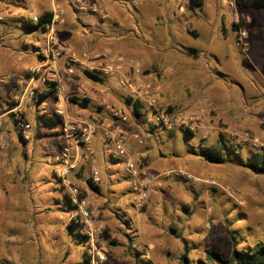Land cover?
I'll return each instance as SVG.
<instances>
[{
  "label": "rangeland",
  "instance_id": "rangeland-1",
  "mask_svg": "<svg viewBox=\"0 0 264 264\" xmlns=\"http://www.w3.org/2000/svg\"><path fill=\"white\" fill-rule=\"evenodd\" d=\"M105 1L112 8L110 12L107 10L106 19L79 12L72 0H0V264L85 263L88 243L76 235L78 227L72 221L67 193L55 175L56 157L65 142L61 121L56 116V100L54 97L40 100L37 94L32 103L23 107L33 128L29 141L20 137L14 115H6L16 105L13 97L21 90L20 81L25 86L24 81L30 80L29 69L43 62L39 53L45 48L48 33L29 30L26 20L46 11L66 12L65 24L57 27L54 35L64 50L70 49L69 56L83 62L84 46L85 52L98 50L109 56L105 61L108 64L134 59L143 65V73L138 78L156 87L158 95L162 91L161 83L170 86L166 95L174 102L162 107L174 122L172 130L156 124L153 113L144 107L140 116L134 115L133 110L127 114L126 108H121L130 124L132 121L138 126L141 123L140 137L144 144L140 145L144 153L151 151L149 168L154 172H145L147 163L140 159V168L145 170L142 178L148 175L154 178L143 208L137 205L124 162L109 160L114 151L109 144L101 150L105 149L109 156L103 157V161L117 171L115 175L107 174V167H101L98 162L102 174L99 193L93 191L90 199L86 196L90 156L73 175V184L98 211L93 222L100 233L97 253L104 258V264H180L185 254L189 264H213L206 259L208 250L228 258L235 247L247 249L264 243V175L244 166L252 153L263 152L264 147L242 144L231 135L237 130L248 131L264 141V107H256L250 101L254 93L264 96V67L260 61L245 60L250 48L255 54L264 39L260 42L253 39L248 50H242L238 46V33L246 22L241 18L236 23L232 17L233 26L230 24L229 28L236 30V40L232 31L222 38L220 30L209 38L197 40L200 37L197 26L208 27L211 23L215 30L222 27V17L228 25L234 12L228 8L231 0H199L205 3L206 13L200 18V8L194 11L189 8L191 0ZM91 17L105 21L86 26L90 34L74 32V28H82L84 19L91 20ZM72 21L78 25L73 31L67 27ZM212 40L221 44V56L206 52L197 59L187 55L191 46L212 50ZM156 57L161 58L160 65L155 62ZM205 61L212 75L208 79L213 80L207 86L208 91L220 90L218 106L225 107L241 121H224L219 126L210 120L216 110L212 105L205 107L197 103L185 107L180 101L186 91L183 76L175 72L168 75L167 69H183L190 64L199 66ZM70 64L63 58L56 69L64 70ZM73 68L80 77L79 84L83 80V87L88 90L87 97L77 94L79 85L67 91V97H78L85 107L90 106L93 95L86 86L89 78L79 65ZM126 71V76L133 78L132 71ZM119 80L120 77L115 76L105 82L115 85ZM196 86V94H200L202 89L199 84ZM100 95L104 94L100 92ZM102 99L97 96L95 101L99 108L106 109L107 106L99 105ZM255 99V104L260 102L257 96ZM109 100L110 97L108 106L112 104ZM111 106L120 108L118 104ZM178 110L180 113L175 116ZM194 115L199 117L197 126L182 124L184 119ZM224 118L232 121L230 116ZM189 127L193 136L187 133ZM150 128L154 129L152 134ZM176 129L179 131L170 137L167 132ZM220 134L225 135L235 152L226 155L224 164L211 163L200 155V150L217 142ZM172 159H175L174 164H170Z\"/></svg>",
  "mask_w": 264,
  "mask_h": 264
},
{
  "label": "built area",
  "instance_id": "built-area-1",
  "mask_svg": "<svg viewBox=\"0 0 264 264\" xmlns=\"http://www.w3.org/2000/svg\"><path fill=\"white\" fill-rule=\"evenodd\" d=\"M59 0H53L57 2ZM74 6L79 12L90 13L91 15L101 16V18L106 19L108 17L107 9L100 7L96 3H90L89 0H72ZM228 8L234 10V20L239 23L241 20L240 13L238 12L237 4L235 2H230ZM66 12L64 10L55 11L53 13V19L50 25L47 26V42L45 45L47 62L55 54L58 59L72 63L70 66H66L64 71L68 79H77V75L73 68V65H79L82 72H90L97 75L103 80L109 81L115 76H119L120 80L116 85L126 91L128 98L132 99L134 102L140 101L146 111L152 112L154 115L155 123L165 129L172 130L174 126L173 120L168 115L167 111L162 109L158 104V89L148 85L145 81L138 78L143 73V65L134 59L123 60L118 64H108L107 55H96L94 61L80 62L76 57L69 56L70 49L68 51L64 50L55 38V31L58 26H62L66 22L65 18ZM40 16H33L32 22L39 23ZM249 21V17L244 18ZM238 46L244 50H248V43L246 41V33L240 32L238 37ZM65 55V57H62ZM70 58V59H68ZM45 64V63H44ZM41 65L38 67H31L29 69L30 82L32 85H27V88L21 95L16 98V105L11 109V111L6 112L8 115L12 113L14 115V120L17 123V128L19 135L25 141L31 139L32 126L30 122L26 119L23 107L27 103H32L37 96L44 91L41 89H52L55 88L57 91V99L62 101L61 97H66V88L64 87L63 78L57 71V67L52 69L47 67V65ZM132 71L133 78H128L126 76V70ZM88 90L85 87L77 89V94L81 93L83 98L87 97ZM103 93V91H101ZM104 94V93H103ZM63 97V98H64ZM71 98V97H69ZM108 96L105 94L103 99L100 101V106H107L108 112L113 117V119L118 120V122L123 125L129 123V117L120 109H115L108 106ZM56 115L61 118L62 124V134L64 135V144L60 150L59 155L56 157V162L58 166L55 169V175L59 181L62 188L66 191L69 198V202L72 208V221L75 224L82 225V231L88 236L89 249L88 254L90 256V264H104V258L97 252V243L99 240V231L96 229L94 224V218L98 216V211L90 205L89 199L83 195L81 189L73 184V175H75L85 162V157L89 155L91 157V163L89 167V180L95 186H100L102 184V174L101 168L99 166L98 160L94 157V145L93 140L96 131L103 127L104 139L106 145H110L113 148L111 157L113 160H122L125 165V173L128 176L133 192L135 194V200L138 207L141 209L144 207L148 197L149 192L152 187V181L154 180L152 175L146 176L143 179V171L140 166L129 156V150L127 148L129 142L128 133L122 126H116L112 128L111 126H104V122H99L98 118L82 119L78 117L77 119H70L65 117V110L62 105H58L56 109ZM199 119L197 115L190 116L189 119H184L182 124L189 123L190 127L192 124L197 126L196 122ZM193 125V126H194ZM190 127L188 128L189 130ZM192 131V130H191ZM231 135L245 145H251L253 147H258L262 145L264 147V141L259 137H253L248 131H233ZM134 138L139 144H144V140L135 134ZM263 142V143H261ZM264 151V149H263ZM145 174V173H144Z\"/></svg>",
  "mask_w": 264,
  "mask_h": 264
},
{
  "label": "crops",
  "instance_id": "crops-1",
  "mask_svg": "<svg viewBox=\"0 0 264 264\" xmlns=\"http://www.w3.org/2000/svg\"><path fill=\"white\" fill-rule=\"evenodd\" d=\"M102 1V0H101ZM100 0H97V3L100 7H102V5H105L107 7V10L110 12L112 11V8H111V4L107 1H102L101 2ZM257 0H231L230 2H235L238 6V12L240 11V9L242 10V12H244L241 16V18L244 20V17L245 15H247L246 17H249V21H247L245 19V24L244 26L241 28V30L239 31L238 33V36L240 35V32H245L246 33V41L248 43V45L250 46L253 39L254 40H257V41H262L264 38V26H263V19H264V9H261V10H257L255 9L254 5L256 3ZM90 3H96L95 0H89ZM107 2V3H106ZM111 2V0H110ZM96 3V4H97ZM102 4V5H101ZM105 7V8H106ZM201 9V15H199L198 17H203L205 16V12H204V8H205V3L202 4L200 7H198ZM196 8H194L195 10ZM191 11H194L193 9H190ZM241 11L239 13H242ZM255 14V15H254ZM91 15V14H90ZM94 16V15H92ZM255 16V17H254ZM232 17L234 18V13L233 15H231V17L229 18L228 20V25H227V20L225 17H222V27L220 28H216L214 30V27L212 26L211 23L208 24V27H204V25H200V26H197L195 28H199L200 30V37L197 38V40L199 39H205L206 37H211L214 35L215 31L216 30H220V32H222V38H225L230 31L233 32V38L234 40H236V30L234 29V27L231 29L229 28L230 27V24H232ZM245 17V18H246ZM108 18V17H107ZM193 18V17H192ZM197 18V17H196ZM198 19V18H197ZM105 21V20H104ZM103 20H95L94 17H91V20L90 19H84V22L82 23V28H78L80 30H77L75 29L74 27L75 26H78L77 24H72L73 21L70 23L71 25H67V27L69 28V30L71 29L73 31L72 28H74V32L77 33V34H90V30L86 28V26L88 25H91V26H94L96 22H102V24L104 23ZM233 26V24H232ZM60 27H63V26H58V28ZM225 30V31H224ZM195 34V33H194ZM195 36H197L195 34ZM253 36V37H252ZM250 38V40H248ZM220 41V40H219ZM212 50H207L205 51L204 49H201L199 50L196 46H191V48H189V56H193L195 58H199L200 55L202 56L203 54H211L213 56H221V47H220V43L219 42H216V41H213L212 40ZM87 48L82 46V50H84L83 52V56L85 58H83V62H88V61H94L96 58V55H102V53L100 51H94V50H88L90 52H85ZM251 52L250 54H248L246 57H245V60H247L248 62L252 61H260L262 66L264 67V44H262V42L259 44L258 46V49H257V52L252 53V48H250ZM201 51L200 53L198 52ZM209 51V52H208ZM200 54V55H199ZM39 56H40V59L43 60V62H41L40 66L43 65H47V67L49 68H58V66L61 65V63L63 62V60H60L58 59V57L54 54L52 56V58L50 59V61L48 60L47 62L46 59H45V56H46V52H45V48L41 51V53H39ZM116 58L112 59L110 58V60H115ZM122 60V58H119ZM156 63L157 65H160V61H161V58H158L156 57ZM45 60V61H44ZM84 62V63H85ZM162 62V61H161ZM159 69V68H157ZM128 70V69H127ZM256 70V69H254ZM191 71H194V74L191 72ZM260 71V69H259ZM172 72H175V73H181L182 76H183V79H184V87L186 89L185 93L180 96V101L182 100V102L184 103V106L185 107H190V106H195L197 105V103H200V105L203 103V105L205 107H208V106H213V108H216V110H214L215 113H212V115L210 116L211 117V122L212 123H215V124H218L219 126H221L224 121L225 122H239L237 120H240L241 121V118L239 117H236L234 115H232L228 109H226L225 107L221 106L219 107L218 106V103L219 102V99H220V93L221 91L218 90V89H210V91H208V85L213 81V80H210L208 79V77L211 78V74L209 71H207V64H206V61L205 62H202L199 66L197 64H190V65H187V67H184L183 69H167L166 71V74H171ZM261 72V71H260ZM58 73L60 74V76L63 78V83H64V87L66 88V91H69L71 90V88H76L78 85L79 89L82 87V86H85V84H83V80L81 82V85L79 84V81H80V77L78 76L76 80H73V79H68L65 75V71L63 69H60L58 71ZM127 73V71H126ZM158 73H160V71H158ZM205 74V75H204ZM196 75H199V76H196ZM204 75V76H203ZM259 75V73H258ZM213 77H215L213 75ZM87 78V77H85ZM25 80V79H24ZM87 80V79H86ZM25 86L22 84V81H20L22 87H21V90H19V93H17L16 95H14L13 99L16 100V98H18L19 95H21V93L27 88L26 86L27 85H32V82H30L29 79H27L26 81ZM196 84H199V88H201V92H199L200 94H196ZM233 84H236V83H233ZM161 94L158 96V103L160 104V107L162 108L163 106H171L174 104L171 103L172 102V99L170 100L169 98V95H166V91L169 90L170 86L168 85H163L161 83ZM86 86L87 88L90 89V92L92 93L93 97L90 99L92 100L90 103V106H84L82 104V102L80 101V99L78 97H76V101H78L79 103L77 104L76 102H74L73 100L74 99H71V98H68L67 97V94L65 95L66 97H61L62 101H60V99H55L56 102H57V107L58 105H62L64 107V110H65V117L67 118H70V119H77L78 117H81L82 119H87L89 116H92L91 118H98L101 122H104V126H111L112 128H115L116 126H122L125 131L128 133V136H129V142H128V145H129V156L131 158L134 159V161L140 166V163H142V161L140 160L141 158H143V160H145V162L147 163L146 167V171L143 170V172H147L148 174L151 173V172H154L153 170H151L149 167L151 166L149 163V156L151 154V151H147V152H143V146L140 145L138 143V141L134 138V135L135 134H138L139 136H141L143 130L140 126H138L137 124H135L136 122H133L132 121V124L128 123L126 125H123L118 122V120H115L113 119V117L110 115V113L108 112V109L106 108H102V107H98V103L97 101V96L99 97H104L105 94L110 97V100L109 102L114 104L115 106L118 104L120 105V108H116L114 106H111L112 104H110L111 107L115 108V109H125V111L127 112L128 114V111L130 110H133V113L134 115H139L141 114V111H137L135 109V106H134V101L130 98H127V95H126V91L119 88L116 84L115 85H112V84H106L105 80L104 82H99V81H93L91 79L87 80V83H86ZM236 86H239V84H237ZM44 89V88H43ZM41 89V91H46ZM103 91L104 95H100V92ZM170 91V90H169ZM108 92V93H107ZM258 97L260 102H257L256 104L254 103V99L255 97ZM169 97V98H168ZM172 97V96H171ZM127 98V99H126ZM202 98V99H201ZM130 102H129V100ZM41 100V99H40ZM123 100H126V102H124ZM132 100V101H131ZM256 100V99H255ZM72 102V103H69V102ZM252 105L254 104L256 107L261 106V107H264V96L263 95H259V94H256L254 93L253 94V98L250 100ZM88 102V101H87ZM124 102V103H123ZM205 102V103H204ZM209 102L211 103L209 105ZM17 104V103H16ZM127 104V106H126ZM125 107V108H124ZM102 108V109H101ZM169 111L171 112V108L169 107L168 108ZM141 110V109H140ZM135 111V112H134ZM175 113V116L176 115H179L180 113V110H178V112H174ZM256 115V114H255ZM1 116V115H0ZM225 116H230L232 121H229L227 119H225L224 117ZM91 118H88V119H91ZM239 118V119H237ZM131 122V121H130ZM164 129V128H163ZM151 130V134L153 133L154 129L153 128H150ZM165 130V129H164ZM176 131H179V130H174L172 132H167L169 133L168 135L171 137L173 135V137L176 135ZM93 145H94V151H95V157L96 159L98 160V162L100 163L101 167L105 166L107 167L106 168V172L107 174H110V175H115L116 173V168L115 167H109V164L105 165V161H103V157H109L108 155H106L105 153V149L103 150V152L101 151L102 148H105V145H106V142H105V139H104V130H103V127H100L97 131H96V134H95V137H94V140H93ZM89 157V155H87L85 157V159ZM99 157H100V160H99ZM109 159L111 162H116L115 160L112 159V157L110 156ZM118 163V162H116ZM175 163V159H172L170 161V164H174ZM157 173L158 175L162 176L163 174L162 173H158V172H155ZM165 174H167V172H165ZM129 179V178H128ZM92 192L93 190L89 187L87 188L86 190V196L89 198V197H92ZM85 195V194H83ZM90 199V198H89ZM96 224V222H94ZM88 237V236H87ZM85 240L87 241L88 245L85 247V251L88 252V249H89V241H88V238ZM99 244V240H98V243L97 245ZM80 264H83V263H80Z\"/></svg>",
  "mask_w": 264,
  "mask_h": 264
},
{
  "label": "trees",
  "instance_id": "trees-1",
  "mask_svg": "<svg viewBox=\"0 0 264 264\" xmlns=\"http://www.w3.org/2000/svg\"><path fill=\"white\" fill-rule=\"evenodd\" d=\"M201 5L202 4L199 0H191L189 8L194 10V8H198ZM254 7L257 10L264 9V0H257ZM39 19L40 22L36 24L33 23L31 19L26 20L27 28L36 33H39L41 31H47V26L50 25L52 22L53 13L46 11L40 15ZM86 75L89 79L93 81L104 82L103 79L90 72H86ZM53 97L55 99L57 98V91L55 88L49 89L47 92L44 91L41 94H39L40 99H48ZM73 101L76 102L77 104L79 103L75 99ZM134 106L138 112L140 111L141 108H143V104L140 101L134 102ZM56 116L61 121V118L58 115ZM187 133L188 135L191 136L194 135V132L189 129H187ZM230 152H235L234 148L232 147L231 144H229L225 135L220 134L219 139L213 145L203 146L201 148L200 155L205 160L211 163L224 164L227 162L226 155ZM115 161L119 162L117 160ZM244 166L251 169L253 172H255L258 175H264V151L263 152L257 151L252 153L250 155L248 162L245 163ZM87 182L89 187L94 192L96 193L100 192V188L98 186L93 185L90 180H88ZM66 201L69 209L72 210L73 207L71 206L67 195H66ZM73 223L78 227L76 235L78 234L83 239L85 238L87 239L88 237L82 231V225L75 224V221H73ZM87 253L88 252L86 251L84 264H90V257L88 256ZM206 259L213 264H264V243L259 242L247 249H239L238 247H235L228 258H226L222 253L216 252L214 250H208L206 252ZM180 264H189L187 254L181 257Z\"/></svg>",
  "mask_w": 264,
  "mask_h": 264
}]
</instances>
